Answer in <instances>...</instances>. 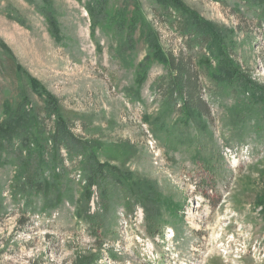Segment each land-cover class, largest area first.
<instances>
[{
    "label": "rangeland",
    "instance_id": "rangeland-1",
    "mask_svg": "<svg viewBox=\"0 0 264 264\" xmlns=\"http://www.w3.org/2000/svg\"><path fill=\"white\" fill-rule=\"evenodd\" d=\"M203 28L219 37L207 44ZM153 39L196 72L197 91H186L208 105L201 136L178 126L181 102L163 87L165 64L150 59L137 81ZM218 52L226 70L236 68L219 83ZM258 90L264 0H0V125L25 108L35 152L38 132L51 146L58 119L45 111L50 95L72 136L129 181L104 211L95 187L83 207L79 159L61 147L73 202L46 211L39 195L27 203L12 188L16 169L0 151V264H264V124L240 122L246 111L233 106L247 91L264 100ZM169 102L165 126L176 128L168 136L151 123ZM129 184L157 198V210L147 217Z\"/></svg>",
    "mask_w": 264,
    "mask_h": 264
},
{
    "label": "trees",
    "instance_id": "trees-1",
    "mask_svg": "<svg viewBox=\"0 0 264 264\" xmlns=\"http://www.w3.org/2000/svg\"><path fill=\"white\" fill-rule=\"evenodd\" d=\"M174 7V6H173ZM175 10L184 12L180 6H177ZM52 21V26L55 25L54 20ZM206 27V26H205ZM197 29V28H196ZM199 34L202 36L205 35L208 41H214L215 36H219L212 32L211 29L203 28L199 31ZM150 51L148 56L143 60L144 62L140 66V72L138 75V82L142 81V77L145 75V69L149 64L150 59L157 60L160 63L166 65L169 70L170 76L167 84L163 85L164 88H171L176 91H171V98L173 95H176L178 102H181V108L179 110L181 114V122L178 123L180 128H186L189 125L194 127L198 131V135H202V132H205V122L202 119V116L208 117V105L207 103L199 97H195V93L187 92L186 89L191 88L195 92L197 91V75L193 71L186 61L183 62L180 60L176 61L171 56L159 51V47L155 39L149 40ZM214 46H210L213 48ZM218 49L215 47V51ZM224 52L219 53L215 57L219 64L223 66L219 67L218 72H214L213 77L219 83V79H229L227 78L228 74H235L236 68L226 70V66L229 68V64L226 63L223 58ZM221 60V61H220ZM204 63V62H203ZM205 62L204 64L208 66ZM227 64V65H226ZM143 67V68H142ZM244 77V76H243ZM241 77V78H243ZM234 80V76H232ZM244 79V78H243ZM245 80V79H244ZM216 85V84H215ZM218 86V85H217ZM228 86L234 87L235 84H230ZM220 87V86H219ZM262 93L264 91L258 90ZM246 97H240L234 103V112H240L237 110H245L246 114L243 116H237L236 118L240 122H245L247 120H255L256 123L264 124V100L262 98H256L254 92L247 91L243 92ZM129 95V93L127 94ZM129 97H137V94L131 93ZM45 101V108L47 115L54 117L57 120L56 124V133L54 134L53 143L51 146L47 145V140L45 144L43 140H40L39 132L36 137L38 141L36 144H43L40 146V152H35L33 145L34 132L32 131V124L34 122L33 117H23L22 114L25 112V108H19L17 112L10 114L1 125H0V151L5 155L3 159L6 163L11 164L16 169L15 176V185L12 187L17 190L19 194L26 197V202L28 203L29 195H39L42 199V210H52L55 207L61 205L62 201L66 198L67 188V176L64 172L63 160L59 154V150L63 147L66 150V154L70 159H79L80 172L84 176L87 183V189L84 188L82 193V199L84 201L83 207L87 206V203L92 194V187H95V193L98 195L101 202V210L107 207L108 201L111 200V196L121 198V195L127 194L129 190L127 181L128 177L119 172L118 169L114 166H110L107 163L98 161L94 152L90 150V146L85 142L77 140L72 136L70 131L64 126V123L61 121V111L58 107L55 99L47 95ZM175 103L169 102L165 108V112L162 113L163 118L157 117L151 123L152 127L158 129V125L161 124V127H165V121L167 114H170L175 107ZM145 121H148V116H145ZM162 120V121H161ZM17 128L19 130H17ZM176 128V124L172 127L166 129L168 133ZM38 129V128H37ZM19 131V132H18ZM186 138L187 137L186 135ZM182 139L180 142L189 143V139ZM16 142V143H15ZM15 143V144H14ZM47 147H50L51 150L47 151ZM36 154V155H35ZM127 181V182H126ZM130 192L136 194L138 201L143 206L144 214L148 217L149 212L152 210H157L155 202L157 198H153L151 195H147L141 188H135L134 184H129ZM146 194V195H145ZM159 198V197H158ZM68 201L73 202L72 197L66 198ZM154 202V204H153ZM172 202L165 201L166 208L170 211H174V205ZM151 206V208H149ZM77 210L80 211V206L77 207ZM83 213V212H81ZM90 219H94V215L89 216Z\"/></svg>",
    "mask_w": 264,
    "mask_h": 264
}]
</instances>
